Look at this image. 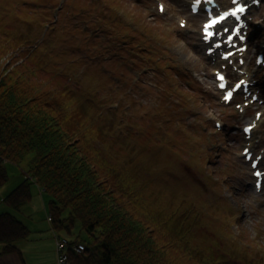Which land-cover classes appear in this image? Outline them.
I'll return each instance as SVG.
<instances>
[{
  "label": "rangeland",
  "instance_id": "obj_1",
  "mask_svg": "<svg viewBox=\"0 0 264 264\" xmlns=\"http://www.w3.org/2000/svg\"><path fill=\"white\" fill-rule=\"evenodd\" d=\"M159 2L166 5L165 13L159 12ZM189 2L0 0V18L19 35L23 50L5 59L4 66L35 52L43 61V80L71 103L66 120L92 134L102 157L127 175L152 212L183 222L180 231L203 251L220 248L231 253L233 264H264V188H255L241 152L250 143L242 127L256 109L241 112L222 102L214 70L228 63L206 55L203 18L190 13ZM249 20L247 67L264 95V68L255 66L253 57L264 43V0ZM259 110L264 111V101ZM254 132L251 147L257 154L264 150V114ZM32 156L10 164L9 180L0 188V214L13 213L29 229L17 242L18 254L2 253L0 243V264H59V239L88 237L79 221L71 231L54 228L50 195L34 180L33 197L20 210L5 201L26 178Z\"/></svg>",
  "mask_w": 264,
  "mask_h": 264
},
{
  "label": "trees",
  "instance_id": "obj_2",
  "mask_svg": "<svg viewBox=\"0 0 264 264\" xmlns=\"http://www.w3.org/2000/svg\"><path fill=\"white\" fill-rule=\"evenodd\" d=\"M8 29L0 18V188L9 180V165H20L33 153L26 178L5 197L8 205L16 211L28 203L34 180L50 195L55 229L71 231L81 222L88 237L70 242L85 250L70 251V264H233L229 251L201 250L180 231L183 222L152 212L127 175L102 157L92 134L69 124L65 108L71 103L43 80V61L35 52L4 66L5 59L23 52L19 35ZM27 234L16 215L0 214L2 253L18 254L17 242Z\"/></svg>",
  "mask_w": 264,
  "mask_h": 264
},
{
  "label": "snow or ice",
  "instance_id": "obj_3",
  "mask_svg": "<svg viewBox=\"0 0 264 264\" xmlns=\"http://www.w3.org/2000/svg\"><path fill=\"white\" fill-rule=\"evenodd\" d=\"M233 2L236 3L237 0H233ZM245 11H246V8L243 5H238L231 12L224 13L222 16H220V17L212 20L210 22V24H208V25L205 26L206 39H210L214 35V33H212L211 31H209L210 28L214 27L216 24L222 23L228 16H234V17H236V19H239L240 18L239 14L240 13H243ZM241 39H243V37H241ZM224 58L227 59V56H225ZM219 79L221 81H223L225 79V77L223 75H219ZM243 83L244 82L241 81L239 84L236 85V88L239 89ZM220 87L221 88H225L226 87V84L225 83H221L220 84ZM230 99H232V93L231 92H229L228 95L225 96V100H230ZM246 131H247V129H246ZM256 175L259 176V175H261V173H256Z\"/></svg>",
  "mask_w": 264,
  "mask_h": 264
},
{
  "label": "built area",
  "instance_id": "obj_4",
  "mask_svg": "<svg viewBox=\"0 0 264 264\" xmlns=\"http://www.w3.org/2000/svg\"><path fill=\"white\" fill-rule=\"evenodd\" d=\"M51 219V218H50ZM60 241L58 242L59 243V246H60V251L61 254L59 255V260H60V263L59 264H70L69 263V252L70 251H74V253H82L85 249H84V246L82 244H72L73 246H70L69 247V242L68 240L66 239H59Z\"/></svg>",
  "mask_w": 264,
  "mask_h": 264
},
{
  "label": "bare ground",
  "instance_id": "obj_5",
  "mask_svg": "<svg viewBox=\"0 0 264 264\" xmlns=\"http://www.w3.org/2000/svg\"><path fill=\"white\" fill-rule=\"evenodd\" d=\"M165 12H166V9H165ZM195 37H196V41H198V42L196 43V47L199 48V47L201 46V41H200V39L197 38V34H196Z\"/></svg>",
  "mask_w": 264,
  "mask_h": 264
}]
</instances>
